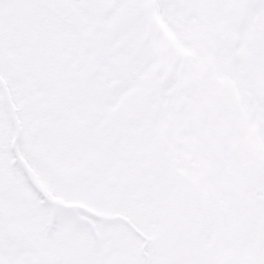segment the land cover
<instances>
[{
    "label": "snow or ice",
    "instance_id": "6c2138e0",
    "mask_svg": "<svg viewBox=\"0 0 264 264\" xmlns=\"http://www.w3.org/2000/svg\"><path fill=\"white\" fill-rule=\"evenodd\" d=\"M0 264H264V0H0Z\"/></svg>",
    "mask_w": 264,
    "mask_h": 264
}]
</instances>
